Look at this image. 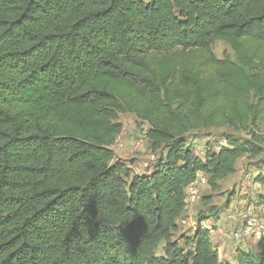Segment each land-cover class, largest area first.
Listing matches in <instances>:
<instances>
[{"label":"trees","instance_id":"obj_1","mask_svg":"<svg viewBox=\"0 0 264 264\" xmlns=\"http://www.w3.org/2000/svg\"><path fill=\"white\" fill-rule=\"evenodd\" d=\"M221 105L264 122V0H0V264H161L144 246L175 228L198 173L216 188L264 156L255 130L194 153ZM125 111L158 153L130 181L113 149ZM202 222L181 262L222 264ZM257 252L223 264H264V236Z\"/></svg>","mask_w":264,"mask_h":264},{"label":"rangeland","instance_id":"obj_2","mask_svg":"<svg viewBox=\"0 0 264 264\" xmlns=\"http://www.w3.org/2000/svg\"><path fill=\"white\" fill-rule=\"evenodd\" d=\"M212 51L219 59H236L231 46L223 40H216ZM212 116L208 124L197 123L189 134L190 146L199 157L205 158L208 147L218 150L221 145H227V137L248 139L253 130L260 135L264 146L263 121L252 126L247 117L241 121L231 116V111L222 105ZM116 121L122 124V129L113 149L116 158L129 170L130 175L126 180L130 181L133 174L151 172L158 153L152 150L148 141V123L130 111L119 113ZM261 173L264 174V156L254 159L241 157L234 173L218 180L216 188L208 183L198 192L196 201L187 203L185 212L169 236L146 244L144 249L160 257L161 264H183L182 254L179 255L177 251L190 249L191 245L187 241L196 230L198 222L203 220L202 226H208L211 230V240L222 264L234 263L238 248L258 253V242L264 235L258 236L253 231L237 238L235 233L247 223L249 216L255 217L259 224H264V213L261 211L264 205L261 202L264 200V184L257 180Z\"/></svg>","mask_w":264,"mask_h":264},{"label":"built area","instance_id":"obj_3","mask_svg":"<svg viewBox=\"0 0 264 264\" xmlns=\"http://www.w3.org/2000/svg\"><path fill=\"white\" fill-rule=\"evenodd\" d=\"M119 144V141L117 142ZM208 184V177L203 172H199L197 179L187 189L186 204L188 202L196 201L198 192ZM261 211L264 213V205L261 207ZM246 224L243 225L238 231H236L237 238H241L243 235H249L251 232H255L258 236L264 235V224H259L257 219L253 216H249L246 220ZM255 226V227H254ZM208 227V226H206ZM255 229V230H254Z\"/></svg>","mask_w":264,"mask_h":264},{"label":"crops","instance_id":"obj_4","mask_svg":"<svg viewBox=\"0 0 264 264\" xmlns=\"http://www.w3.org/2000/svg\"><path fill=\"white\" fill-rule=\"evenodd\" d=\"M234 263H235V259H234Z\"/></svg>","mask_w":264,"mask_h":264}]
</instances>
